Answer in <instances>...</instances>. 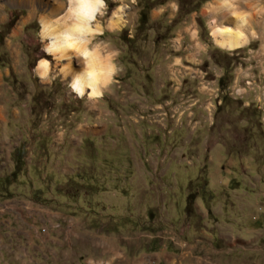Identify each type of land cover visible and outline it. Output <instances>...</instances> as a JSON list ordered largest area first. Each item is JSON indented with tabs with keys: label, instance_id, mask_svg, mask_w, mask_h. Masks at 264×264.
Masks as SVG:
<instances>
[{
	"label": "rangeland",
	"instance_id": "1",
	"mask_svg": "<svg viewBox=\"0 0 264 264\" xmlns=\"http://www.w3.org/2000/svg\"><path fill=\"white\" fill-rule=\"evenodd\" d=\"M161 1L142 27L144 0L106 1L100 38L119 49L123 71L88 112L87 100L30 72L44 53L25 7L50 13L52 0H0L10 69L0 91L28 109L18 130L4 116L13 104L0 100V239L15 250L0 264H264V0H230L253 15L234 50L210 34L233 26L229 8L213 10L221 0ZM119 7L123 19L108 29ZM85 121L106 130H75Z\"/></svg>",
	"mask_w": 264,
	"mask_h": 264
},
{
	"label": "clouds",
	"instance_id": "2",
	"mask_svg": "<svg viewBox=\"0 0 264 264\" xmlns=\"http://www.w3.org/2000/svg\"><path fill=\"white\" fill-rule=\"evenodd\" d=\"M52 4V12L36 16L44 55L36 61L34 75L41 82L62 81L66 95L101 99L123 71L119 49L100 38L98 19L104 15L106 0H52Z\"/></svg>",
	"mask_w": 264,
	"mask_h": 264
},
{
	"label": "crops",
	"instance_id": "3",
	"mask_svg": "<svg viewBox=\"0 0 264 264\" xmlns=\"http://www.w3.org/2000/svg\"><path fill=\"white\" fill-rule=\"evenodd\" d=\"M23 2H25V1H23ZM25 9L27 10V11H29V12H27V17L28 18H34V19H36V16L37 15H39V14H45V12L44 13H42L40 10H41V8H37V7H31L30 5H29V7L28 8H26L25 7ZM37 11H38V13H37ZM18 18V17H17ZM17 20V19H16ZM31 20V19H30ZM22 22V24H20L19 23V25H26V24H28V21H25V22H23V20H21ZM16 22V21H15ZM36 22H37V25L39 26V24H38V21H37V19H36ZM1 24H3V23H1ZM100 25V24H99ZM100 27H101V25H100ZM13 27H11L10 28V30L11 31H14L13 29H12ZM17 28H18V25H17ZM101 29H102V27H101ZM10 31V32H11ZM5 38L6 37H4V41H5ZM2 45H3V42H2ZM1 45V46H2ZM13 46H11V48H12ZM10 48V49H11ZM12 50H14V48H12ZM40 57H38L37 59H35V61L30 65V72H31V74H33L34 72H33V68H34V65L36 64V61L39 59ZM26 62L28 63V58H27V60H26ZM17 64L19 63V62H16ZM8 64V63H7ZM14 64H12L11 66H13ZM26 66V65H25ZM29 66V65H28ZM5 71H10V69H9V67H8V65H6V64H3V62H0V86L3 84V81L5 80V78L7 79V76H8V74L5 72ZM16 73H17V76H20V73H19V70H17L16 71ZM24 73H25V70H24ZM9 75H10V72H9ZM6 76V77H5ZM34 77H36V76H34ZM37 79V78H36ZM37 81H38V79H37ZM55 83H57V84H59V86H64V83L62 82V81H60V80H56V82ZM113 86V90H114V84L112 85ZM111 86V87H112ZM110 89V88H109ZM107 90V95H110L112 92H110V90ZM66 91V90H65ZM114 92H115V90H114ZM4 92H1L0 91V100H2V101H4L5 102V104H9V103H11V104H13L12 106H10L9 108H8V111L4 114V116H6V117H10L9 119L11 120V117H13L14 116V119H17V120H15V122H16V125H17V127H16V129H20V126H18V122L20 123V121H22V119H21V116H23V112H25V111H27L28 109H27V104H26V102L25 101H23L22 99H20V100H18V98H17V96H15L16 94L14 93V91H12V92H10L9 94H7V92H6V94H3ZM106 93H105V95H106ZM105 95L103 96V97H105ZM103 97L101 98V99H99L100 101H102L103 100ZM108 97H110V96H108ZM27 99H28V97H26ZM63 100H64V98H63ZM99 100H94V101H88L87 100V104H85V101H83V104H82V108L84 109V111H91V105L89 104L90 102H95V103H97V104H101V102H99ZM93 112V111H92ZM94 113V112H93ZM100 113V112H99ZM10 114V116H8ZM93 116H94V114H93ZM27 118V117H26ZM26 118H25V120H26ZM31 121V118L29 119L28 118V122H30ZM3 122H4V118H3V116L0 114V124L1 125H3ZM24 122V121H23ZM27 122V121H26ZM25 122V123H26ZM27 124V123H26ZM5 125V128H7L8 126H9V124H4ZM28 125V124H27ZM77 127V128H76ZM106 127H107V125H105L104 127H102V126H100V125H98V124H89V123H87V121H85V122H80V123H77L75 126H74V128H75V130H80V131H82V132H85V133H91V137H98V136H101V134H103L104 132H105V130H106ZM90 135V134H89ZM87 137L86 138H90L88 135H86ZM44 139V138H43ZM34 204H36V203H28V205H30V206H32V205H34ZM39 204V203H38ZM40 205V204H39ZM41 206V205H40ZM39 206V210H44L45 211V208L44 207H40ZM32 208H35V207H32ZM44 219L45 218H42V220L44 221ZM46 221V220H45ZM22 234V232H20L19 231V233L18 234ZM19 235H17V237H18ZM11 237H13V236H11ZM14 237H16V236H14ZM16 241H19V239H15ZM6 241H9L10 243L13 241V239H10V238H7V240ZM27 242V241H26ZM46 242V240H44L42 243H45ZM10 246H11V244H9ZM27 247H24V250H23V252L25 253V256H26V254L27 255H29L28 257L29 258H32L31 256V254H30V252H29V250L28 249H30V247H31V244H30V242H28L27 243V245H26ZM37 250H39L40 251V248H36ZM8 253H11V256L9 257L10 259H12V257H14V256H12V253H15V250L14 249H10L9 250V246L8 245H5V241L4 240H2V239H0V256L2 257V258H4V256H8L9 254ZM24 253H23V255H24ZM18 256H20V254H18Z\"/></svg>",
	"mask_w": 264,
	"mask_h": 264
},
{
	"label": "bare ground",
	"instance_id": "4",
	"mask_svg": "<svg viewBox=\"0 0 264 264\" xmlns=\"http://www.w3.org/2000/svg\"><path fill=\"white\" fill-rule=\"evenodd\" d=\"M249 2V0H247ZM247 2H244L247 3ZM254 3V2H253ZM249 2L247 7L251 5L255 7V4ZM257 3V2H256ZM243 4V5H244ZM249 5V6H248ZM251 6V7H252ZM230 0H221L220 3L213 10L222 9L226 12L228 17H226L227 22L231 23L233 26L229 25H213L210 31L214 44L224 50H234L244 46L248 40V36L244 33L243 29L250 25V21L253 19V15L248 12H239L237 7H232ZM252 7V8H254ZM256 9V8H255ZM247 10V9H246ZM252 10V9H251ZM123 19L122 8L119 7L117 12H115L107 22V28H116L117 25L121 23Z\"/></svg>",
	"mask_w": 264,
	"mask_h": 264
},
{
	"label": "trees",
	"instance_id": "5",
	"mask_svg": "<svg viewBox=\"0 0 264 264\" xmlns=\"http://www.w3.org/2000/svg\"><path fill=\"white\" fill-rule=\"evenodd\" d=\"M144 1H145V4L141 8V11L139 12V17H138V21H139L138 25L141 27L146 24V22L148 20V11L152 8V5H150L151 0H144ZM164 2H165V0H162L161 2H159V4H164ZM17 17H18V13H16V11H14L11 14V17L5 26L6 31L12 27V25L15 23ZM6 31H5V33H6ZM0 36H4V34L1 33V30H0ZM1 39L2 40L0 41V46L2 45V42H3V38H1ZM218 82L219 83L222 82V77H220L218 79ZM23 149L24 148L22 146H20L19 148L14 150L15 151V154H13L14 168L12 170V173L9 176L11 178L14 177L15 179H17L19 176L18 174L20 173V171L22 169L21 167L23 165V152H24ZM14 178H12V179H14ZM203 180H204V178H203ZM203 184L205 186H207L206 180H204ZM188 199L190 200V202H192L191 196H188Z\"/></svg>",
	"mask_w": 264,
	"mask_h": 264
}]
</instances>
